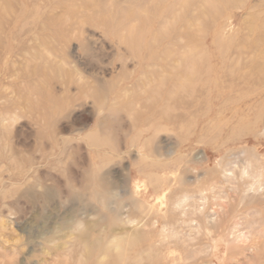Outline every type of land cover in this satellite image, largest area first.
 <instances>
[{
	"label": "rangeland",
	"instance_id": "obj_1",
	"mask_svg": "<svg viewBox=\"0 0 264 264\" xmlns=\"http://www.w3.org/2000/svg\"><path fill=\"white\" fill-rule=\"evenodd\" d=\"M1 263L264 264V0H0Z\"/></svg>",
	"mask_w": 264,
	"mask_h": 264
},
{
	"label": "bare ground",
	"instance_id": "obj_2",
	"mask_svg": "<svg viewBox=\"0 0 264 264\" xmlns=\"http://www.w3.org/2000/svg\"><path fill=\"white\" fill-rule=\"evenodd\" d=\"M256 178V177H255ZM254 181V180H253ZM2 264V263H1Z\"/></svg>",
	"mask_w": 264,
	"mask_h": 264
}]
</instances>
